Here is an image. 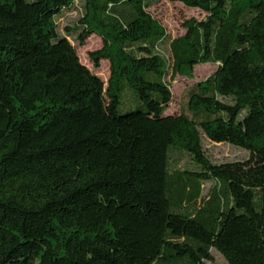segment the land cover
Wrapping results in <instances>:
<instances>
[{"label":"trees","instance_id":"trees-1","mask_svg":"<svg viewBox=\"0 0 264 264\" xmlns=\"http://www.w3.org/2000/svg\"><path fill=\"white\" fill-rule=\"evenodd\" d=\"M160 1L0 0V264H264V0H168L207 13L176 37ZM206 63L168 113L169 70Z\"/></svg>","mask_w":264,"mask_h":264},{"label":"rangeland","instance_id":"rangeland-1","mask_svg":"<svg viewBox=\"0 0 264 264\" xmlns=\"http://www.w3.org/2000/svg\"><path fill=\"white\" fill-rule=\"evenodd\" d=\"M151 14L156 17L166 28L167 32L173 37L184 34L185 22L188 19L202 20L207 16V13L196 7H189L181 2H172L162 0L159 3L148 9ZM81 16V11L77 9L66 12L63 16L57 19L59 29L62 33H66L67 26L75 25ZM75 45L81 61L87 65L93 72L98 74L108 84L110 78V63L108 60H102L100 67H95V61L91 56L93 51L103 47V39L96 34L91 35L84 44H79L75 38L69 37ZM168 55V53L166 54ZM218 63H206L197 65L194 76L192 78L178 75L174 80L171 79V70L167 75V81L171 82L173 92V101L168 113L177 114L180 112L181 106L187 101L189 90L198 81L206 79L212 75L217 69ZM204 146L207 155L214 163H222L228 161L245 160L249 158V152L243 148L237 147L230 143H216L204 137ZM209 183L205 184V189H208ZM214 262L211 264H228L225 257L217 250L212 251Z\"/></svg>","mask_w":264,"mask_h":264}]
</instances>
